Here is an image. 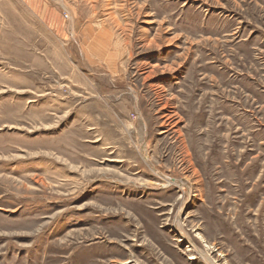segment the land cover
<instances>
[{
	"label": "rangeland",
	"instance_id": "obj_1",
	"mask_svg": "<svg viewBox=\"0 0 264 264\" xmlns=\"http://www.w3.org/2000/svg\"><path fill=\"white\" fill-rule=\"evenodd\" d=\"M0 264H264V0H0Z\"/></svg>",
	"mask_w": 264,
	"mask_h": 264
},
{
	"label": "crops",
	"instance_id": "obj_2",
	"mask_svg": "<svg viewBox=\"0 0 264 264\" xmlns=\"http://www.w3.org/2000/svg\"><path fill=\"white\" fill-rule=\"evenodd\" d=\"M28 2H29V4H30V2H33V0H27ZM34 9V8H33Z\"/></svg>",
	"mask_w": 264,
	"mask_h": 264
}]
</instances>
